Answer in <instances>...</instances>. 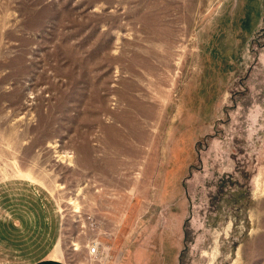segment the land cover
I'll return each instance as SVG.
<instances>
[{
  "label": "rangeland",
  "instance_id": "obj_1",
  "mask_svg": "<svg viewBox=\"0 0 264 264\" xmlns=\"http://www.w3.org/2000/svg\"><path fill=\"white\" fill-rule=\"evenodd\" d=\"M57 214L67 264H264V0H0V264Z\"/></svg>",
  "mask_w": 264,
  "mask_h": 264
},
{
  "label": "crops",
  "instance_id": "obj_2",
  "mask_svg": "<svg viewBox=\"0 0 264 264\" xmlns=\"http://www.w3.org/2000/svg\"><path fill=\"white\" fill-rule=\"evenodd\" d=\"M40 216L41 215L39 214L37 217H40ZM58 217H59L58 218L59 221L55 220L56 219V216H55V219H54L55 222H52L51 219L49 221L47 218L45 219V217H44L43 222L45 224L43 226L47 231H46V234H44V236H42V240L45 241L50 246V248L48 251H45V252L40 251V253H41L40 257L31 261L30 264H67L65 261L62 260V258L60 257V255L58 253V250H57L58 243L60 242V240L62 238V217L60 215H58ZM23 219H21V218L18 219L17 217H15V220L13 223H16L17 226L21 225L20 227H21V229H23V226L25 228V222ZM38 220L40 222L42 221L41 218H38ZM38 220L36 219V221H38ZM29 221H30V219H29ZM26 223L28 224L27 221H26ZM47 223H49V224H47Z\"/></svg>",
  "mask_w": 264,
  "mask_h": 264
},
{
  "label": "built area",
  "instance_id": "obj_3",
  "mask_svg": "<svg viewBox=\"0 0 264 264\" xmlns=\"http://www.w3.org/2000/svg\"><path fill=\"white\" fill-rule=\"evenodd\" d=\"M101 247L102 244L98 242L97 240L92 241L88 246H87V254H88V259L92 263H98V264H104L103 262H100V257L101 256ZM103 257H106V248H103ZM109 256V255H108ZM99 261V262H98ZM110 263V258L106 261L105 264Z\"/></svg>",
  "mask_w": 264,
  "mask_h": 264
},
{
  "label": "bare ground",
  "instance_id": "obj_4",
  "mask_svg": "<svg viewBox=\"0 0 264 264\" xmlns=\"http://www.w3.org/2000/svg\"><path fill=\"white\" fill-rule=\"evenodd\" d=\"M76 212H77V210H76ZM106 250H107V255H108V252H110V250H108L107 248H106ZM106 255V257H102V258H100V261L102 262V260H104V264L106 263V260L105 259H108V256Z\"/></svg>",
  "mask_w": 264,
  "mask_h": 264
}]
</instances>
